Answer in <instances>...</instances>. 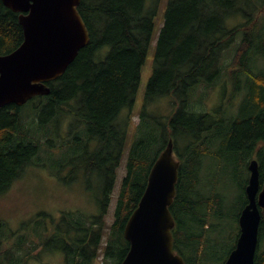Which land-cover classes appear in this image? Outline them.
Returning a JSON list of instances; mask_svg holds the SVG:
<instances>
[{"label": "trees", "instance_id": "trees-1", "mask_svg": "<svg viewBox=\"0 0 264 264\" xmlns=\"http://www.w3.org/2000/svg\"><path fill=\"white\" fill-rule=\"evenodd\" d=\"M147 2L82 0L78 11L88 28L89 44L62 77L48 83L49 95L0 109V196L27 167L44 165L45 160L57 173L68 168L74 178L84 170L87 177L95 173L102 182L100 214L69 211L57 218L41 212L19 231L0 219V264H30L42 261L45 253L62 254L64 264H95L100 254L102 264H121L130 249L125 226L145 192L154 162L171 139L180 161L170 207L175 252L185 264H225L235 248L239 226L228 250L218 246L217 234L206 238V227L220 232L223 200L216 192L200 195L197 178L208 154L227 158L235 176L244 174L237 221L248 204L245 190L252 159L259 161L263 182L264 71H255L253 64L264 58V0L258 14L238 9L240 0H169L115 219L107 225L127 140L129 121L121 114L136 102L160 0L150 7ZM240 15L247 20L230 28L228 20ZM23 42L19 14L0 0V55L14 52ZM221 84L226 85V99L210 113L206 96ZM160 99L169 101V115L148 111ZM49 145L60 150L61 157ZM261 214L255 264H264V210ZM206 244H211L209 252L203 249Z\"/></svg>", "mask_w": 264, "mask_h": 264}, {"label": "water", "instance_id": "water-1", "mask_svg": "<svg viewBox=\"0 0 264 264\" xmlns=\"http://www.w3.org/2000/svg\"><path fill=\"white\" fill-rule=\"evenodd\" d=\"M82 0H2L19 14L24 42L14 52L0 55V109L51 93L48 83L62 77L81 49L90 41L88 28L78 11ZM180 163L174 141L154 162L147 187L124 230L130 249L121 264H185L175 253L170 207L176 196ZM246 187L248 204L239 216L240 234L225 264H255L264 210L257 159L249 164Z\"/></svg>", "mask_w": 264, "mask_h": 264}, {"label": "rangeland", "instance_id": "rangeland-1", "mask_svg": "<svg viewBox=\"0 0 264 264\" xmlns=\"http://www.w3.org/2000/svg\"><path fill=\"white\" fill-rule=\"evenodd\" d=\"M262 0H240L238 9L245 10L246 13L258 14V7ZM153 0H148L147 7L152 5ZM169 0H160L157 14L154 18V32L152 41L148 49L146 62L142 68L141 82L136 96V102L132 109L126 108L121 114V119L129 121L127 126V140L124 149V155L117 171V181L112 195V202L108 209L106 222L110 227L114 222V213L116 209L117 198L121 190V186L127 172V159L132 146L136 140L137 125L140 122V116L144 110L145 95L150 78L153 74L155 57L159 38L166 21V12ZM255 12V13H252ZM263 23L264 24V17ZM246 17L240 15L238 18L228 20L227 24L230 28L244 23ZM230 52V51H229ZM228 52V53H229ZM255 71H264V58L259 57L257 63L253 64ZM226 85H218L214 92L211 91L206 96V106L208 112L212 113L219 110L221 104L225 101L226 96L223 95ZM149 112L158 113L159 115H169L171 106L168 100L160 99L155 106L148 109ZM67 128L62 130L65 136ZM50 140L56 141V137L49 136ZM92 143L90 148H94ZM45 147L44 149H46ZM57 158L61 157L62 152L56 150L53 146H48ZM219 146H215L214 150H218ZM64 156L67 150L63 149ZM179 151L174 152V156L178 159ZM45 154V153H44ZM47 158V157H46ZM45 159V156H44ZM71 170L63 169L57 173L55 167L44 161V165L29 166L17 179L9 190L0 196V219L6 221L12 231H19L22 225L32 220L41 212L48 215L59 217L63 212L80 211L87 215H97L101 212L100 200L102 199L101 189L102 182L100 177L92 173L87 177L84 170L77 172L72 178ZM199 194L204 196L207 194L219 193L222 197V212L225 220L219 233H214L213 229L206 227L204 234L207 239L220 237L217 242L218 246L228 250L237 239V226L239 219L236 220L237 210L240 206L238 198L244 195L242 184L245 182L244 174L235 176L234 169L228 162L227 158L216 155H206L203 158V164L198 170ZM210 187V189H209ZM209 190V191H208ZM210 223H214L209 219ZM106 243V240H104ZM211 244L203 245L205 252H209ZM64 256L60 253H45L42 261L30 264H64ZM103 255L100 254L95 264H102Z\"/></svg>", "mask_w": 264, "mask_h": 264}, {"label": "bare ground", "instance_id": "bare-ground-1", "mask_svg": "<svg viewBox=\"0 0 264 264\" xmlns=\"http://www.w3.org/2000/svg\"><path fill=\"white\" fill-rule=\"evenodd\" d=\"M153 71H154V70H153ZM223 94H224V93H223ZM224 96H225V95H224ZM227 101H228V100H227ZM227 101H226V102H227ZM45 121H46V120H45ZM108 157H109V156H108ZM88 158H89V157H88ZM107 162H108V161H107ZM83 163H84V162H83ZM239 163H241V162L239 161ZM111 166H112V165H111ZM109 183H110V182H109ZM108 185H109V184H108ZM104 192H105V191H104ZM105 194H106V192H105ZM105 194H104V195H105ZM119 197H120V196H119ZM246 197H247V196H246ZM104 198H105V197H104ZM104 202H105V201H104ZM103 211H104V210H103ZM98 218H99V217H98ZM93 220H94V219H93ZM100 220H101V219H100ZM70 227H71V226H70ZM122 232H123V231H122ZM44 238H45V237H44ZM93 240H94V239H93ZM93 240H92V241H93ZM95 240H96V239H95ZM83 242H84V241H83ZM78 243H79V242H78ZM96 243H97V242H96ZM259 246H260V245H259ZM118 255H119V254H118ZM256 255H257V254H256ZM117 257H118V256H117ZM90 259H91V258H90ZM259 260H260V259H259ZM87 262H88V261H87Z\"/></svg>", "mask_w": 264, "mask_h": 264}, {"label": "flooded vegetation", "instance_id": "flooded-vegetation-1", "mask_svg": "<svg viewBox=\"0 0 264 264\" xmlns=\"http://www.w3.org/2000/svg\"><path fill=\"white\" fill-rule=\"evenodd\" d=\"M260 180H261V178H260ZM263 182H264V179H263ZM263 182L261 181V188H260V190H261L262 187H263Z\"/></svg>", "mask_w": 264, "mask_h": 264}]
</instances>
